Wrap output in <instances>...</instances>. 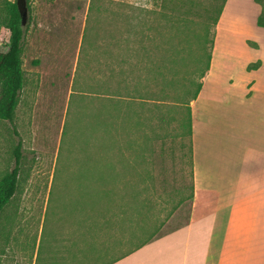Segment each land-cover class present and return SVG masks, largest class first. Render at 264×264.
I'll list each match as a JSON object with an SVG mask.
<instances>
[{
    "label": "rangeland",
    "instance_id": "obj_1",
    "mask_svg": "<svg viewBox=\"0 0 264 264\" xmlns=\"http://www.w3.org/2000/svg\"><path fill=\"white\" fill-rule=\"evenodd\" d=\"M219 5L24 0L23 86L0 118V179L18 167L0 264H103L212 208L183 122Z\"/></svg>",
    "mask_w": 264,
    "mask_h": 264
},
{
    "label": "crops",
    "instance_id": "obj_2",
    "mask_svg": "<svg viewBox=\"0 0 264 264\" xmlns=\"http://www.w3.org/2000/svg\"><path fill=\"white\" fill-rule=\"evenodd\" d=\"M260 9L254 0H224L208 67L189 100L192 188L211 194L212 208L105 264H264Z\"/></svg>",
    "mask_w": 264,
    "mask_h": 264
},
{
    "label": "trees",
    "instance_id": "obj_3",
    "mask_svg": "<svg viewBox=\"0 0 264 264\" xmlns=\"http://www.w3.org/2000/svg\"><path fill=\"white\" fill-rule=\"evenodd\" d=\"M257 2L261 9L257 15L256 23L260 26H264V0H254ZM224 0H220V5L216 16L213 19V24L217 20ZM28 8V7H27ZM3 24L8 29V38L3 49H0V118L11 119L14 108L18 102L19 93L23 86L24 72L22 69V41L25 34L26 25L23 26L21 22L20 13L17 7L16 0H7L5 6V12L3 15ZM210 54L207 53V59L209 62ZM206 62L204 69L200 73V78L203 75L205 69L208 67ZM259 62L249 63L247 68H255ZM201 81L197 83L196 89L185 103L187 106V121L185 124L187 128V134L190 132V108L189 100L194 98L200 87ZM189 124V126H188ZM16 163L18 161L19 152H15ZM18 167L14 166L10 171L6 172L0 179V210L11 199L17 183ZM149 240V239H148ZM146 241L141 242L136 247L144 244ZM105 262L108 263L112 260ZM104 263V264H105Z\"/></svg>",
    "mask_w": 264,
    "mask_h": 264
},
{
    "label": "water",
    "instance_id": "obj_4",
    "mask_svg": "<svg viewBox=\"0 0 264 264\" xmlns=\"http://www.w3.org/2000/svg\"><path fill=\"white\" fill-rule=\"evenodd\" d=\"M17 3V7L20 13V17H21V22L22 24L24 23V18H25V13H26V8L24 6V0H16Z\"/></svg>",
    "mask_w": 264,
    "mask_h": 264
}]
</instances>
